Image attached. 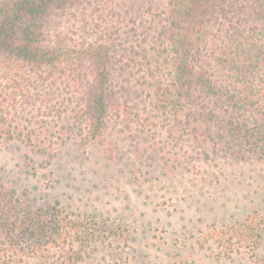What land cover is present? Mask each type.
Listing matches in <instances>:
<instances>
[{"label":"trees","instance_id":"1","mask_svg":"<svg viewBox=\"0 0 264 264\" xmlns=\"http://www.w3.org/2000/svg\"><path fill=\"white\" fill-rule=\"evenodd\" d=\"M114 116L172 149L264 160V0H166L139 19L124 0H0V146L35 162ZM92 218L36 207L0 172V264H93L115 231ZM263 234L252 218L221 236L254 248Z\"/></svg>","mask_w":264,"mask_h":264},{"label":"rangeland","instance_id":"2","mask_svg":"<svg viewBox=\"0 0 264 264\" xmlns=\"http://www.w3.org/2000/svg\"><path fill=\"white\" fill-rule=\"evenodd\" d=\"M124 1L131 19L166 3ZM114 90L119 103L138 104L132 88ZM170 146L114 116L97 141L70 137L35 162L21 145L0 146V172L34 206L58 204L115 231L87 249L93 264H264V234L254 248L221 236L252 218L264 224V160Z\"/></svg>","mask_w":264,"mask_h":264}]
</instances>
